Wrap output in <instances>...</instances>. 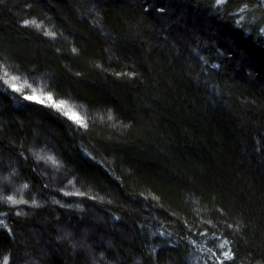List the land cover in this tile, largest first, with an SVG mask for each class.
<instances>
[{"label": "trees", "instance_id": "obj_1", "mask_svg": "<svg viewBox=\"0 0 264 264\" xmlns=\"http://www.w3.org/2000/svg\"><path fill=\"white\" fill-rule=\"evenodd\" d=\"M0 213V264H264V0H0Z\"/></svg>", "mask_w": 264, "mask_h": 264}, {"label": "rangeland", "instance_id": "obj_2", "mask_svg": "<svg viewBox=\"0 0 264 264\" xmlns=\"http://www.w3.org/2000/svg\"><path fill=\"white\" fill-rule=\"evenodd\" d=\"M39 27H41V25H39ZM7 74V77H9L7 79V82L8 84L12 87V84H15L17 85L18 87L21 88V91L22 92H25V91H28L29 92V95H33L35 94L36 96L40 97L41 99L44 100V102L46 103H50L52 105H55V104H60V103H56L52 97V100L51 101H48L47 100V96H49V94H46V92H42V90H39L38 88H35L32 86V84L28 83L27 81L15 76V75H12V74H9V73H6ZM11 77H16L17 79L15 81H13L11 79ZM13 88V87H12ZM34 90V91H33ZM64 104V107L63 108H56L60 111H62L64 114L66 112L70 113V114H75L76 116H79L82 121H83V125L79 122H77L76 120L72 119L74 121V123L76 125H82L83 127L85 126V123H86V120L84 119V116H83V113H82V110L79 106L75 105V104H71V103H63ZM70 117V115H68ZM46 160H49L47 159V157L45 158Z\"/></svg>", "mask_w": 264, "mask_h": 264}, {"label": "snow or ice", "instance_id": "obj_3", "mask_svg": "<svg viewBox=\"0 0 264 264\" xmlns=\"http://www.w3.org/2000/svg\"><path fill=\"white\" fill-rule=\"evenodd\" d=\"M217 3H218V4H224V3H226V0H217ZM243 10H244V9H241V11H243ZM27 23H29V22L26 21L25 24H27ZM5 74H6V73H5ZM11 79H12L13 81H15L17 78H16V77H11ZM12 87H13V89H14L15 91H21V88L18 87L17 85H15V84H12ZM33 91H34V90H33ZM25 99H28V100H35V101L38 102V103H44V100L41 99L40 97L36 96L35 94H33V95H29V96H25ZM47 100H48V101H51V100H52V97H51L50 95L47 96ZM54 106H55L56 108H63V107H64V104H63V103H60V104H55ZM65 115H70V118L76 120L77 122H79V123H81V124L83 125V121H82V119H81L79 116H76L75 114H70V113H68V112H66ZM24 187H27V185H25ZM75 194H80V193H75ZM8 200H9L11 203H13V204H16V203H22V202H23V201H16V200H14L12 197H8ZM3 215H4L3 213H0V216H3ZM228 243H229V242H228L227 240H224L223 242H221V243L219 244V247H220L221 249H224V248H226V247L228 246ZM223 256H224L225 259H227V260H231V259H232L231 249L228 248L227 251H224V252H223ZM3 264H7V258H5Z\"/></svg>", "mask_w": 264, "mask_h": 264}]
</instances>
